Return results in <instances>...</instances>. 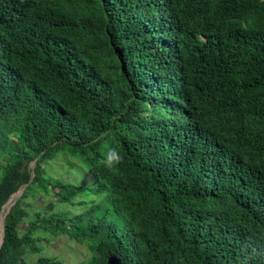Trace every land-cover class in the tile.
<instances>
[{"label":"trees","instance_id":"obj_1","mask_svg":"<svg viewBox=\"0 0 264 264\" xmlns=\"http://www.w3.org/2000/svg\"><path fill=\"white\" fill-rule=\"evenodd\" d=\"M2 233L0 264H264V0H0Z\"/></svg>","mask_w":264,"mask_h":264},{"label":"rangeland","instance_id":"obj_2","mask_svg":"<svg viewBox=\"0 0 264 264\" xmlns=\"http://www.w3.org/2000/svg\"><path fill=\"white\" fill-rule=\"evenodd\" d=\"M59 166L61 167V170H62L64 165L60 162L57 164V167ZM64 169H67V167H64ZM80 175L72 174L69 179L72 181H77L79 183H82L85 178ZM82 184H84V182ZM14 200L15 199H13L8 205L11 206V204L14 203ZM52 200L54 201L55 199L52 198ZM48 202H50L48 198L38 197L32 202L34 204L33 210L43 211L46 208V205L48 204ZM8 205L5 207L2 217L5 216L6 211L9 208ZM33 210H30L28 212L29 216L27 220L32 219ZM0 242H1V239H0ZM42 245L44 246V251H42L41 255L53 257L56 259H61L63 260L64 264H84L86 258H88L87 246L78 244L76 242H72L66 236H61V238H56L53 241L48 242V243H43ZM37 255L38 254H33V255L28 254L26 259L30 264H35L37 260Z\"/></svg>","mask_w":264,"mask_h":264},{"label":"water","instance_id":"obj_3","mask_svg":"<svg viewBox=\"0 0 264 264\" xmlns=\"http://www.w3.org/2000/svg\"><path fill=\"white\" fill-rule=\"evenodd\" d=\"M23 189H24V188H22L20 191H18V192L15 193L14 195H12V197L9 199L8 203L3 207V211H4L5 207H6V206H7V205H8L13 199H16V197L18 198V197L21 196ZM8 206H9V205H8ZM10 207H11V206H9V208H8L7 211H9ZM3 211H2V212H3ZM3 221H4V216H3L2 219H1V222H2V223H3ZM3 237H4V234L2 233V234H1V237H0V239H1L0 246H1L2 242H3ZM108 264H119V262H118L116 259H110L109 262H108Z\"/></svg>","mask_w":264,"mask_h":264}]
</instances>
